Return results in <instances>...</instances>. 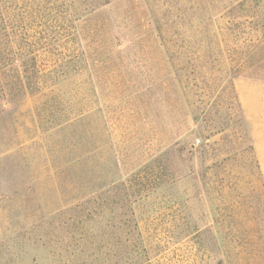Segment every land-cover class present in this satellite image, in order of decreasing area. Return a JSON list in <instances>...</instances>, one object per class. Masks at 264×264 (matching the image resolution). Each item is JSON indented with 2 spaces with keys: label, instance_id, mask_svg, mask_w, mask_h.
<instances>
[{
  "label": "rangeland",
  "instance_id": "1",
  "mask_svg": "<svg viewBox=\"0 0 264 264\" xmlns=\"http://www.w3.org/2000/svg\"><path fill=\"white\" fill-rule=\"evenodd\" d=\"M50 2L65 11L54 53L2 59L19 66L8 85L30 89L0 93V264H84L81 237L90 254L108 241L115 264H264L236 94L238 79L264 80V10Z\"/></svg>",
  "mask_w": 264,
  "mask_h": 264
},
{
  "label": "trees",
  "instance_id": "2",
  "mask_svg": "<svg viewBox=\"0 0 264 264\" xmlns=\"http://www.w3.org/2000/svg\"><path fill=\"white\" fill-rule=\"evenodd\" d=\"M253 2L256 7L264 10V0H249ZM99 3L96 6L102 7ZM65 11L62 6L53 5L50 0H0V93L5 90L23 91L29 90L28 81L27 85L22 83L19 77H16L11 86L8 85L10 76H6V70L17 69L14 60H7L8 65L15 68L5 69L2 59H41L44 55L54 53L58 42L63 38L62 33L65 31L64 15ZM52 51V52H51ZM53 57L55 55L52 54ZM9 78V79H7ZM54 84V83H53ZM52 84V85H53ZM51 85V86H52ZM0 101V104H2ZM10 104V102H9ZM89 217L88 213L86 214ZM100 242L105 243V240ZM92 241L86 240L81 237L79 241L80 258L84 260V264H115L114 254L109 250L111 244L99 246L104 251L99 253H86L91 247ZM140 246V245H139ZM126 251V248L124 249ZM141 253H143L141 246L138 247L137 254L135 255L140 260ZM124 264L128 263L127 254H124ZM140 261L134 264H142L145 262Z\"/></svg>",
  "mask_w": 264,
  "mask_h": 264
},
{
  "label": "crops",
  "instance_id": "3",
  "mask_svg": "<svg viewBox=\"0 0 264 264\" xmlns=\"http://www.w3.org/2000/svg\"><path fill=\"white\" fill-rule=\"evenodd\" d=\"M236 94L264 190V80L240 78Z\"/></svg>",
  "mask_w": 264,
  "mask_h": 264
}]
</instances>
